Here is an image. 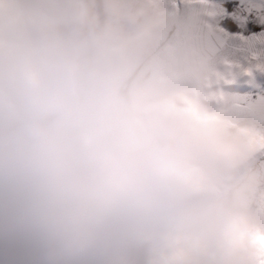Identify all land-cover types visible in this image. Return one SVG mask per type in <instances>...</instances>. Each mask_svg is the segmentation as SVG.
<instances>
[{
  "label": "clouds",
  "instance_id": "obj_1",
  "mask_svg": "<svg viewBox=\"0 0 264 264\" xmlns=\"http://www.w3.org/2000/svg\"><path fill=\"white\" fill-rule=\"evenodd\" d=\"M14 8L0 5L5 18ZM28 15L4 65L21 96L0 114V264H142V234L170 228L195 238L199 264H256L264 169L244 123L210 104L196 117L149 112L142 141L110 140V164L76 124L99 110L82 90L94 78L106 87L158 23L152 0H31ZM105 53L113 62L100 68ZM25 65L40 81L25 79ZM192 169L206 175L198 194L182 180Z\"/></svg>",
  "mask_w": 264,
  "mask_h": 264
},
{
  "label": "rangeland",
  "instance_id": "obj_2",
  "mask_svg": "<svg viewBox=\"0 0 264 264\" xmlns=\"http://www.w3.org/2000/svg\"><path fill=\"white\" fill-rule=\"evenodd\" d=\"M6 0H0L3 5ZM15 5L5 18L0 11V114L12 112L20 90L4 70L9 34L29 23L31 0H7ZM159 9L155 27L137 34L135 51L119 59L116 74L101 89L92 79L82 94L95 100L99 110L76 121L94 157L112 162L110 140L116 136L134 146L147 137L146 113L178 112L189 117L210 104L217 115L230 114L247 128L248 146L258 167L264 169V0H152ZM111 54L98 58L100 68L112 65ZM27 81L38 82L42 73L25 65ZM185 188L198 194L206 175L192 169L182 178ZM264 211V200L261 203ZM142 264H199L195 238L179 229L142 234ZM256 264H264V247Z\"/></svg>",
  "mask_w": 264,
  "mask_h": 264
},
{
  "label": "snow or ice",
  "instance_id": "obj_3",
  "mask_svg": "<svg viewBox=\"0 0 264 264\" xmlns=\"http://www.w3.org/2000/svg\"><path fill=\"white\" fill-rule=\"evenodd\" d=\"M254 36L259 35L260 39L256 40L255 43L258 45H264V28L261 29V34H253Z\"/></svg>",
  "mask_w": 264,
  "mask_h": 264
}]
</instances>
